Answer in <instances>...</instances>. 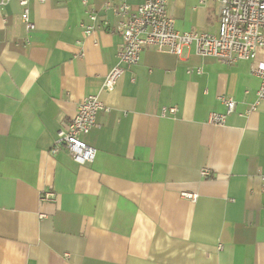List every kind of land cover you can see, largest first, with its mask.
Returning <instances> with one entry per match:
<instances>
[{"label":"crops","instance_id":"obj_1","mask_svg":"<svg viewBox=\"0 0 264 264\" xmlns=\"http://www.w3.org/2000/svg\"><path fill=\"white\" fill-rule=\"evenodd\" d=\"M142 1L28 0L31 32L18 0L0 7V264H264V102L247 112L259 88L253 64L145 49L103 92L121 45L115 11ZM218 9L170 0L167 13L178 32L215 35ZM88 11L109 28L84 37ZM88 95L105 111L84 138L95 158L80 166L50 151ZM223 97L235 111L212 125ZM162 107L177 114L162 117Z\"/></svg>","mask_w":264,"mask_h":264},{"label":"built area","instance_id":"obj_2","mask_svg":"<svg viewBox=\"0 0 264 264\" xmlns=\"http://www.w3.org/2000/svg\"><path fill=\"white\" fill-rule=\"evenodd\" d=\"M10 0H0V7ZM170 0H143L130 12L129 7L122 3L115 11L121 20V45L116 52L117 65L106 75L102 90L109 93L114 90L117 82L126 70L137 65L140 55L145 49H153L157 53L172 54L180 57L184 48L192 47L197 55L213 57L227 65L240 61H249L253 65L251 73L259 79L255 105L247 112L254 110L256 105L264 102V0H209L218 6V29L215 35L202 32H178L173 20L168 16L167 7ZM204 4L206 0H199ZM22 9L20 19L26 32L34 30L29 19L28 0H18ZM83 6L87 0H82ZM84 37L91 36L98 28L108 29V22L98 25L96 12L88 11L86 20L79 23ZM197 74L201 71L197 70ZM225 113H211L208 122L222 125L225 118L235 111L236 103L232 98H220ZM105 108L97 95L83 97L77 104L76 113L68 124L56 136L51 153L56 154L64 149L71 159L83 166L93 162L96 149L89 146L84 138L96 126L97 114ZM176 107H162V117H175ZM200 175L210 178V171L202 169ZM186 200L194 202L196 195L182 194ZM52 192L41 195L42 201H53Z\"/></svg>","mask_w":264,"mask_h":264}]
</instances>
